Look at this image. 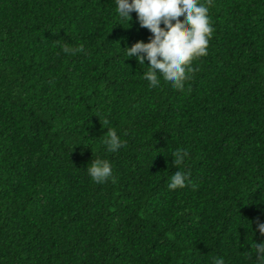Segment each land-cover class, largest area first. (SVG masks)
Here are the masks:
<instances>
[{
	"label": "trees",
	"instance_id": "1",
	"mask_svg": "<svg viewBox=\"0 0 264 264\" xmlns=\"http://www.w3.org/2000/svg\"><path fill=\"white\" fill-rule=\"evenodd\" d=\"M115 7L0 0V264H249L264 239V0H213L183 91L149 88L118 43L151 33ZM177 149L195 188L167 187ZM97 158L114 174L102 184Z\"/></svg>",
	"mask_w": 264,
	"mask_h": 264
},
{
	"label": "clouds",
	"instance_id": "2",
	"mask_svg": "<svg viewBox=\"0 0 264 264\" xmlns=\"http://www.w3.org/2000/svg\"><path fill=\"white\" fill-rule=\"evenodd\" d=\"M212 3L213 0H115V12L118 19L128 25L125 28L131 26V13L135 12L139 26L151 33L148 42L137 41L124 48L118 43L119 49L128 58H135L138 64L146 68L142 77L148 82L149 88H157L164 81L175 90L183 91L194 71L193 61L208 55L209 42L214 32L209 16ZM63 51L66 54L82 53L85 47L82 44L75 48L64 46ZM145 61L148 62L147 66ZM106 134L103 143L107 152L116 153L125 146L115 130L108 129ZM187 156L188 152L184 149L172 153L171 164L177 171L169 178L167 187L170 191L196 187L189 179L190 174L181 170ZM86 171L97 184L114 177L111 163L102 158L92 160L90 166L87 164ZM252 232H258L264 237V221L257 219L256 228ZM252 241L247 251L249 264H264V239L255 242L252 237ZM211 264L226 262L223 256H214Z\"/></svg>",
	"mask_w": 264,
	"mask_h": 264
}]
</instances>
